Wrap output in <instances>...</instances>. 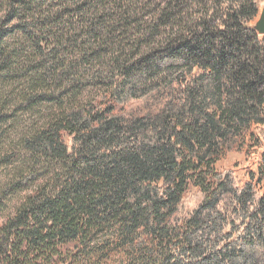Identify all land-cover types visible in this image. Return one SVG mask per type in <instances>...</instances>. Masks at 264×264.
Returning a JSON list of instances; mask_svg holds the SVG:
<instances>
[{
    "label": "trees",
    "instance_id": "16d2710c",
    "mask_svg": "<svg viewBox=\"0 0 264 264\" xmlns=\"http://www.w3.org/2000/svg\"><path fill=\"white\" fill-rule=\"evenodd\" d=\"M258 14L0 0V264H264V152L215 168L264 142Z\"/></svg>",
    "mask_w": 264,
    "mask_h": 264
},
{
    "label": "rangeland",
    "instance_id": "374dc122",
    "mask_svg": "<svg viewBox=\"0 0 264 264\" xmlns=\"http://www.w3.org/2000/svg\"><path fill=\"white\" fill-rule=\"evenodd\" d=\"M257 5L259 9V14L256 17L255 22L258 21L261 9L264 5V0H257ZM257 127L254 128V131ZM14 131L10 132V138L13 139L14 135H11ZM9 142L4 143L8 146ZM8 152L9 151H5ZM264 152V142L260 146H253L251 143L247 142V148L242 152H231L227 154L226 157L222 158L215 166L216 171L219 172H231L236 179L241 181H246L249 172L256 173L262 161V154ZM7 173L6 170L0 169V178L4 177ZM193 196V195H192ZM194 198L191 197V201ZM192 205V204H190Z\"/></svg>",
    "mask_w": 264,
    "mask_h": 264
},
{
    "label": "water",
    "instance_id": "95a60500",
    "mask_svg": "<svg viewBox=\"0 0 264 264\" xmlns=\"http://www.w3.org/2000/svg\"><path fill=\"white\" fill-rule=\"evenodd\" d=\"M254 29L258 35L264 36V5L261 9L258 21L255 22Z\"/></svg>",
    "mask_w": 264,
    "mask_h": 264
}]
</instances>
